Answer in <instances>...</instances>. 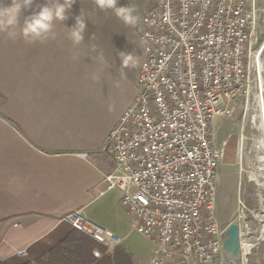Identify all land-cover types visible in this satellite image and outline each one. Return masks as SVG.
<instances>
[{
	"label": "built area",
	"instance_id": "1",
	"mask_svg": "<svg viewBox=\"0 0 264 264\" xmlns=\"http://www.w3.org/2000/svg\"><path fill=\"white\" fill-rule=\"evenodd\" d=\"M257 10L256 0H158L142 16L137 92L106 137L112 168L102 182L119 189L132 230L153 242L147 264H223L227 225L217 221L215 184L224 152L210 125L239 102L249 106ZM239 215L241 236L249 225ZM64 220L104 247L96 257L113 255L112 231L81 210Z\"/></svg>",
	"mask_w": 264,
	"mask_h": 264
},
{
	"label": "crops",
	"instance_id": "2",
	"mask_svg": "<svg viewBox=\"0 0 264 264\" xmlns=\"http://www.w3.org/2000/svg\"><path fill=\"white\" fill-rule=\"evenodd\" d=\"M44 2L34 0L23 9L20 25ZM118 4L135 7L136 25L99 9L95 0H73L67 20L54 21L46 39H26L20 25L0 31V259L8 264L44 257L76 232L64 220L74 210L112 231L117 246L132 230L119 190L100 200L111 192L102 182L112 168L103 146L137 92L143 59L139 27L158 0ZM78 15L86 28L83 41L74 44L68 27ZM120 52H132L136 66L122 67ZM122 248L138 264L134 251ZM94 249L100 251L97 246L88 254L100 260Z\"/></svg>",
	"mask_w": 264,
	"mask_h": 264
},
{
	"label": "rangeland",
	"instance_id": "3",
	"mask_svg": "<svg viewBox=\"0 0 264 264\" xmlns=\"http://www.w3.org/2000/svg\"><path fill=\"white\" fill-rule=\"evenodd\" d=\"M256 4L258 10L255 47L256 51L261 49L259 59L264 63V0H256ZM255 83L256 79L252 82L246 112L239 102L230 117L216 116L210 125L216 146L223 148L224 152L217 165L215 184L217 221L225 226L235 221L241 214L240 218L245 219L249 225L248 229L241 230L242 250L240 256L234 258L231 264H264L263 225L256 218L264 206V174L258 161L261 150L257 148L260 133L256 129L258 122ZM113 194L115 193L111 190L101 196L100 200L107 201ZM238 196L245 206L252 209V213L246 209L242 211ZM120 207L123 208L121 204ZM128 220L130 221L129 215ZM121 246L128 251H134V259L138 264L148 263L151 244L141 233L131 230L121 242ZM224 256L223 253L220 260L223 263Z\"/></svg>",
	"mask_w": 264,
	"mask_h": 264
},
{
	"label": "clouds",
	"instance_id": "4",
	"mask_svg": "<svg viewBox=\"0 0 264 264\" xmlns=\"http://www.w3.org/2000/svg\"><path fill=\"white\" fill-rule=\"evenodd\" d=\"M34 0H9L8 3H0V31L11 29L20 25V15L23 9L32 7ZM73 0H45L38 8L28 13L20 25V32L26 39H46L51 33L54 21L67 20V11L71 8ZM96 6L101 10L110 9L123 23L134 26L138 22V16L134 6L129 4L119 5L118 0H95ZM68 27V26H66ZM68 36L74 44H79L84 39L86 23L79 15L75 17L74 25ZM15 34L9 32L12 37ZM120 64L124 68L135 67L136 56L132 52L119 53ZM258 147L264 149V138L259 139Z\"/></svg>",
	"mask_w": 264,
	"mask_h": 264
},
{
	"label": "trees",
	"instance_id": "5",
	"mask_svg": "<svg viewBox=\"0 0 264 264\" xmlns=\"http://www.w3.org/2000/svg\"><path fill=\"white\" fill-rule=\"evenodd\" d=\"M70 232L62 241L52 247L44 257L33 260H25L18 264H132L130 254L122 247L116 246L113 255L103 256L97 260L88 254L93 247H99L104 251L102 245L89 239L79 230ZM0 264H8L0 259Z\"/></svg>",
	"mask_w": 264,
	"mask_h": 264
},
{
	"label": "bare ground",
	"instance_id": "6",
	"mask_svg": "<svg viewBox=\"0 0 264 264\" xmlns=\"http://www.w3.org/2000/svg\"><path fill=\"white\" fill-rule=\"evenodd\" d=\"M257 76H256V91H255V96H256V106H257V126L256 129L260 133V138H264V63L261 61L259 58L257 59ZM259 141V140H258ZM257 148L261 150V154L258 156V161L262 165L263 169V174H264V149H261L258 147ZM263 182H264V175H263ZM254 215V214H253ZM258 221L262 223V232L264 234V206L262 210L257 214ZM262 234V235H263ZM250 246V245H249Z\"/></svg>",
	"mask_w": 264,
	"mask_h": 264
},
{
	"label": "water",
	"instance_id": "7",
	"mask_svg": "<svg viewBox=\"0 0 264 264\" xmlns=\"http://www.w3.org/2000/svg\"><path fill=\"white\" fill-rule=\"evenodd\" d=\"M222 245L225 255V261L223 264H231L234 258L240 256V234L237 223L231 222L225 227Z\"/></svg>",
	"mask_w": 264,
	"mask_h": 264
},
{
	"label": "snow or ice",
	"instance_id": "8",
	"mask_svg": "<svg viewBox=\"0 0 264 264\" xmlns=\"http://www.w3.org/2000/svg\"><path fill=\"white\" fill-rule=\"evenodd\" d=\"M141 199H143V197H141Z\"/></svg>",
	"mask_w": 264,
	"mask_h": 264
}]
</instances>
